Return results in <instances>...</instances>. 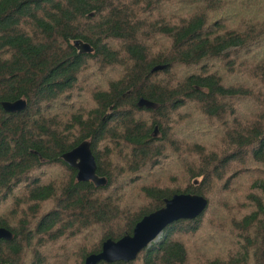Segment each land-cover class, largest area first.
I'll list each match as a JSON object with an SVG mask.
<instances>
[{
  "label": "trees",
  "instance_id": "obj_1",
  "mask_svg": "<svg viewBox=\"0 0 264 264\" xmlns=\"http://www.w3.org/2000/svg\"><path fill=\"white\" fill-rule=\"evenodd\" d=\"M20 99L0 107V264H84L180 194L206 208L98 264H264V0H0V103ZM84 141L101 188L61 160ZM62 240L67 263L42 254Z\"/></svg>",
  "mask_w": 264,
  "mask_h": 264
},
{
  "label": "water",
  "instance_id": "obj_2",
  "mask_svg": "<svg viewBox=\"0 0 264 264\" xmlns=\"http://www.w3.org/2000/svg\"><path fill=\"white\" fill-rule=\"evenodd\" d=\"M74 48L81 55L91 54L93 49L81 40L73 42ZM164 66H155L150 73L162 71ZM136 106L150 109L152 103L139 98ZM0 107L5 113L15 114L27 108L25 100L1 102ZM156 135V128L153 130ZM61 160L76 171V181L91 182L96 188L105 186L106 180L96 174V160L89 142L84 141L77 147L64 153ZM206 208V200L196 195H173L163 201V206L142 217L132 228L130 235H125L117 241L105 240L101 250L86 256L84 264L112 263L115 261L128 262L135 259L140 251L147 249L161 234L164 228L177 221H188L197 218ZM12 234L5 228H0V241H11Z\"/></svg>",
  "mask_w": 264,
  "mask_h": 264
},
{
  "label": "rangeland",
  "instance_id": "obj_3",
  "mask_svg": "<svg viewBox=\"0 0 264 264\" xmlns=\"http://www.w3.org/2000/svg\"><path fill=\"white\" fill-rule=\"evenodd\" d=\"M164 13L165 12H162L161 15H163ZM89 72H91V73H89ZM89 72H87V74H85V76H88L89 75L90 76V79L89 80L97 85L99 83V81H100V78H99V76H97L95 74L94 67H91V71H89ZM111 75H113V74H108L107 76L110 77ZM81 79H83V78H81ZM81 79H80V81H82ZM229 81L231 82V80H229ZM77 101H78V103L76 104L75 109L78 108L79 106H81V102L82 101H85L86 102V98L83 96L80 99H77ZM86 107H87V105H84L81 109H84ZM62 116L63 117H66L68 115H62ZM197 122H198L197 119L194 118L193 121H191V125L196 128ZM187 134H189V133H187ZM174 137L175 138H178V137L180 138V137H183V136H182V134L180 132H177L176 134H174ZM211 199H212V202H213V204H212L213 206L214 205H217V206H219V207H221L223 209L228 206V205H224V204L222 205V203H218V200H217L218 199V196H217V194H214ZM228 213H229V211H225V215L229 216L230 214H228ZM90 233H92V231H90ZM160 236L161 235H159L154 240V242H152V243L157 242L159 240ZM51 245H52V247H48V248L46 247L45 249L41 250L42 251V254L44 256H46V258H48L50 261H52L53 257H55V258H59L60 257L63 260L64 263H67L66 260H68V258L72 259V257H71V256H73L72 255V252L76 249L77 242H69L67 240H62V241H59L56 244H51Z\"/></svg>",
  "mask_w": 264,
  "mask_h": 264
}]
</instances>
